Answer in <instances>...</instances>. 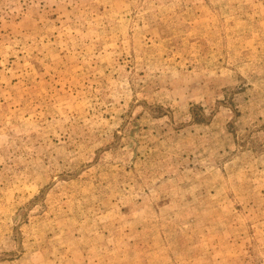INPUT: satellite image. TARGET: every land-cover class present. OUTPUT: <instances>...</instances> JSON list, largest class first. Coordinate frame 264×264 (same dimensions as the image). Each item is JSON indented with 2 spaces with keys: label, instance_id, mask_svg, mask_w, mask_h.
<instances>
[{
  "label": "rangeland",
  "instance_id": "1",
  "mask_svg": "<svg viewBox=\"0 0 264 264\" xmlns=\"http://www.w3.org/2000/svg\"><path fill=\"white\" fill-rule=\"evenodd\" d=\"M0 264H264V0H0Z\"/></svg>",
  "mask_w": 264,
  "mask_h": 264
}]
</instances>
